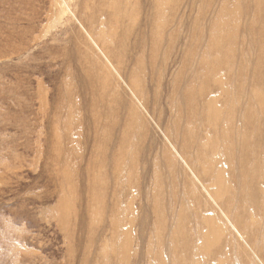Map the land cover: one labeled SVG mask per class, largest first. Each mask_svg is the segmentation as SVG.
<instances>
[{
    "label": "rangeland",
    "instance_id": "1",
    "mask_svg": "<svg viewBox=\"0 0 264 264\" xmlns=\"http://www.w3.org/2000/svg\"><path fill=\"white\" fill-rule=\"evenodd\" d=\"M262 135L264 0H0V264H264Z\"/></svg>",
    "mask_w": 264,
    "mask_h": 264
},
{
    "label": "bare ground",
    "instance_id": "2",
    "mask_svg": "<svg viewBox=\"0 0 264 264\" xmlns=\"http://www.w3.org/2000/svg\"><path fill=\"white\" fill-rule=\"evenodd\" d=\"M260 138V141L261 142H264V135H262V136H260L259 137ZM243 146H247L248 147V145L247 144H243ZM248 154H250L249 153V151L247 152V155ZM258 167H263L264 168V164H261V162H259L258 163ZM221 173V172H220ZM218 174V176H221V174ZM219 178V177H218ZM237 178H239V180L237 181L238 183H236L237 185H241V186H243V178H242V176L239 174V176L237 177ZM259 186V185H258ZM244 187V186H243ZM219 188V187H218ZM221 189V188H220ZM252 189H256L255 187H252V186H250V187H247V188H244V190H247V192H251V190ZM257 190V189H256ZM213 193V192H212ZM258 194V193H257ZM214 195H215V193H214ZM214 197V196H213ZM242 197L243 198H246V199H248L249 201H251L252 203H257V200H256V198H255V196H254V194H252V193H245L244 191L242 192ZM216 199H218V200H221L223 203H225V204H223L224 206H226L225 208H227V210H228V208H230V201L229 200H226V202L224 201V196H223V193L222 192H219V193H217V197H215ZM232 199V200H231ZM230 200L231 201H236V199H240V198H235V197H232ZM245 200V199H244ZM239 219H241V218H239ZM234 221L237 223V224H239L240 225V222L238 221V220H236V219H234ZM238 225V226H239ZM244 231H245V228H242ZM254 240H256V239H254ZM254 245V244H253ZM255 247H256V249L257 250H259L260 252V254L262 255V257L264 258V245H255Z\"/></svg>",
    "mask_w": 264,
    "mask_h": 264
}]
</instances>
